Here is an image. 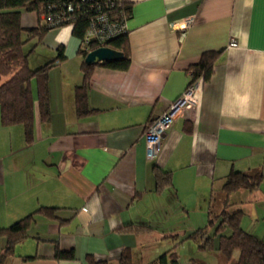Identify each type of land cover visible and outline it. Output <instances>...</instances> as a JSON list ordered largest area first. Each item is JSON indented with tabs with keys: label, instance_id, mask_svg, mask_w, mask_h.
Segmentation results:
<instances>
[{
	"label": "crops",
	"instance_id": "1",
	"mask_svg": "<svg viewBox=\"0 0 264 264\" xmlns=\"http://www.w3.org/2000/svg\"><path fill=\"white\" fill-rule=\"evenodd\" d=\"M125 1L131 63L127 71L94 68L90 115L76 116L83 58L65 26L37 46L49 57L63 46L66 57L48 73L50 121L39 120L32 81V142L21 126L0 123V229L34 214L7 264H89V256L117 264L124 250L134 264H150L172 248L170 237L186 239L208 224L209 211L220 212L232 171L261 175L253 192L227 200L242 212L241 227L264 240V0ZM187 19L182 33L177 25ZM37 22L22 16L25 27ZM208 51L220 55L211 78L194 86L195 108L172 123L149 160L147 127L183 96L190 67ZM155 169L171 184L159 189ZM145 225L151 232L135 230ZM56 244L74 259H54ZM5 246L0 235V252ZM196 248L184 240L175 264H206Z\"/></svg>",
	"mask_w": 264,
	"mask_h": 264
},
{
	"label": "trees",
	"instance_id": "2",
	"mask_svg": "<svg viewBox=\"0 0 264 264\" xmlns=\"http://www.w3.org/2000/svg\"><path fill=\"white\" fill-rule=\"evenodd\" d=\"M67 7L74 12L69 14ZM100 7V12L98 11ZM24 14H34L37 25L25 27L22 24ZM106 14L110 21H122L131 16V5L125 0H100L98 3H86L82 0H0V123L4 127L21 126L26 143L33 139V97L31 82H36L38 117L41 123L50 121L48 73L60 62L65 61L63 46H58L56 55L45 65L31 69L28 65L30 54L39 46L49 30L70 26L72 35L79 42L78 55L83 58L81 63L82 82L75 87V111L77 118L90 115L93 111L87 106V88L92 71L102 67L113 71H127L131 63L128 33L118 34L106 46L119 51L123 57L117 61L87 65L84 62L86 52L81 50L82 41L92 20ZM69 17L68 22L64 18ZM51 22H49V20ZM59 22V23H58ZM33 42L29 51L25 46ZM97 45L91 43L93 49ZM220 55L219 51H208L201 55L198 63L189 69L190 81L187 88L198 82L208 81L214 64ZM186 88V89H187ZM155 178L159 189L171 184L170 174L155 169ZM261 181V175L232 171L224 179L222 192L225 201L218 214L208 213V224L197 229L186 239L192 240L198 251L216 254L217 264H264V240L245 231L240 225L242 212L230 210L228 196L233 192L245 190L253 192ZM55 208L41 207L37 210L49 217L54 216ZM34 214L28 215L5 229L0 235L6 239V246L0 252V264H7L8 258L14 253L17 244L28 238L30 220ZM148 230V226H137L135 230ZM174 242L172 248L158 256L150 264H175L178 248L186 239ZM53 258L58 261H72L73 251H62L56 244ZM89 264H109L105 259L88 257ZM117 264H134L130 251H123Z\"/></svg>",
	"mask_w": 264,
	"mask_h": 264
},
{
	"label": "built area",
	"instance_id": "3",
	"mask_svg": "<svg viewBox=\"0 0 264 264\" xmlns=\"http://www.w3.org/2000/svg\"><path fill=\"white\" fill-rule=\"evenodd\" d=\"M86 3H98L100 0H82ZM111 1V0H107ZM100 7L98 11L100 12ZM67 12L69 14L73 13L74 10L71 7H67ZM51 22L50 19H48ZM69 17L64 18V22H68ZM128 19L123 18L122 21L116 22L115 20L110 21L106 14H101L96 16L81 44V50L83 52H90L91 50L106 46V43L113 39L118 34L127 32V22ZM190 19H187L181 23H178L177 29L184 33L190 24ZM59 23V22H58ZM95 43L97 46L91 48L90 44ZM230 48H236L237 43L234 40L229 42ZM196 106V99L194 97V86L189 87L185 90L183 96L173 103L164 113H162L156 120H154L147 127L145 132V145H146V156L149 160L156 157L163 136L168 131L172 123L180 117L184 111L192 110Z\"/></svg>",
	"mask_w": 264,
	"mask_h": 264
},
{
	"label": "rangeland",
	"instance_id": "4",
	"mask_svg": "<svg viewBox=\"0 0 264 264\" xmlns=\"http://www.w3.org/2000/svg\"><path fill=\"white\" fill-rule=\"evenodd\" d=\"M48 41V38H47ZM33 46V42L28 43L25 46V51H29ZM47 50H42L41 48H36L29 56L28 59V65L31 69H36L38 67H41L43 65H45L46 63H48L52 57L55 56V53L50 55ZM192 245V244H191ZM197 249V248H196ZM188 250V249H187ZM198 253L201 254L202 258H204V261L206 264H217L216 259L214 258L215 256H213L210 252H204V251H198Z\"/></svg>",
	"mask_w": 264,
	"mask_h": 264
},
{
	"label": "water",
	"instance_id": "5",
	"mask_svg": "<svg viewBox=\"0 0 264 264\" xmlns=\"http://www.w3.org/2000/svg\"><path fill=\"white\" fill-rule=\"evenodd\" d=\"M123 54L109 46L98 47L88 52L84 58L87 65L120 60Z\"/></svg>",
	"mask_w": 264,
	"mask_h": 264
}]
</instances>
